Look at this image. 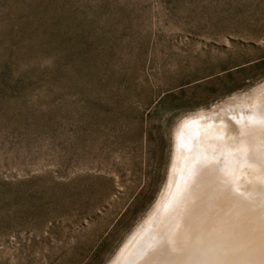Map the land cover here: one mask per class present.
I'll return each instance as SVG.
<instances>
[{
    "label": "rangeland",
    "instance_id": "obj_1",
    "mask_svg": "<svg viewBox=\"0 0 264 264\" xmlns=\"http://www.w3.org/2000/svg\"><path fill=\"white\" fill-rule=\"evenodd\" d=\"M263 96L264 0H0V264H115L180 128Z\"/></svg>",
    "mask_w": 264,
    "mask_h": 264
},
{
    "label": "bare ground",
    "instance_id": "obj_2",
    "mask_svg": "<svg viewBox=\"0 0 264 264\" xmlns=\"http://www.w3.org/2000/svg\"><path fill=\"white\" fill-rule=\"evenodd\" d=\"M239 106L233 125H182L166 195L115 264H264V98Z\"/></svg>",
    "mask_w": 264,
    "mask_h": 264
},
{
    "label": "water",
    "instance_id": "obj_3",
    "mask_svg": "<svg viewBox=\"0 0 264 264\" xmlns=\"http://www.w3.org/2000/svg\"><path fill=\"white\" fill-rule=\"evenodd\" d=\"M175 145H176V143H175Z\"/></svg>",
    "mask_w": 264,
    "mask_h": 264
}]
</instances>
